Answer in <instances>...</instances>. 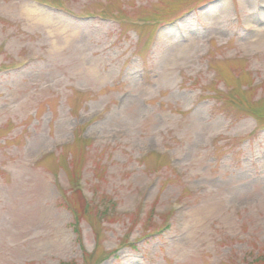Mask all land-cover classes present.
<instances>
[{
    "label": "rangeland",
    "instance_id": "obj_1",
    "mask_svg": "<svg viewBox=\"0 0 264 264\" xmlns=\"http://www.w3.org/2000/svg\"><path fill=\"white\" fill-rule=\"evenodd\" d=\"M1 61L0 264H264V0H0Z\"/></svg>",
    "mask_w": 264,
    "mask_h": 264
},
{
    "label": "trees",
    "instance_id": "obj_2",
    "mask_svg": "<svg viewBox=\"0 0 264 264\" xmlns=\"http://www.w3.org/2000/svg\"><path fill=\"white\" fill-rule=\"evenodd\" d=\"M79 198L81 199L80 201H82V200H83L82 196H80Z\"/></svg>",
    "mask_w": 264,
    "mask_h": 264
}]
</instances>
